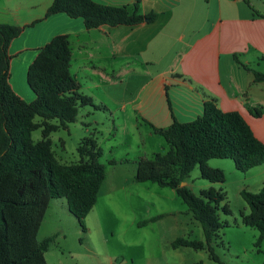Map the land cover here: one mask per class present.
Instances as JSON below:
<instances>
[{
    "label": "trees",
    "instance_id": "obj_1",
    "mask_svg": "<svg viewBox=\"0 0 264 264\" xmlns=\"http://www.w3.org/2000/svg\"><path fill=\"white\" fill-rule=\"evenodd\" d=\"M138 5L139 0L136 9ZM57 14L81 18L87 30L134 27L156 20L154 13L141 15L126 6L92 0H54L47 17ZM23 31L22 27L0 25V264H48L45 254L55 237L42 242L38 237L51 201L66 200L70 213L86 233L85 220L96 206L106 179V166L100 162L103 150L95 137L80 142L78 163L64 164L53 150L51 135L76 123L81 108L101 107L81 92L71 74L72 48L66 35L54 37L29 67L27 81L35 101L27 103L16 94L10 84L9 48ZM255 77L263 80L264 74L255 72ZM253 113L256 117L262 114L258 109ZM152 128L164 138L169 150L150 160H139L136 181L173 189L201 224L204 241L178 238L171 244L173 249L207 250L212 260L224 264L213 243L220 230L229 226L219 215L220 210L231 214L226 194L211 187L196 195L182 184L197 167L202 179L225 183L223 170L208 165L212 159L232 160L244 173L263 166L264 143L240 114L222 112L212 99L205 102L203 115L193 122L174 121L167 129ZM37 130L42 131V139L36 142L32 134ZM109 164L118 162L111 160ZM241 195L250 209L248 215H242V223L259 231V246L264 240V187L258 193L243 190ZM160 218L143 221L139 226Z\"/></svg>",
    "mask_w": 264,
    "mask_h": 264
},
{
    "label": "crops",
    "instance_id": "obj_2",
    "mask_svg": "<svg viewBox=\"0 0 264 264\" xmlns=\"http://www.w3.org/2000/svg\"><path fill=\"white\" fill-rule=\"evenodd\" d=\"M92 1L126 6L141 15L154 13L156 20L134 27L87 30L81 18L66 14L47 17L54 0H0V25L24 28L9 48L10 84L23 100L32 103L36 99L27 75L39 51L54 37L66 35L72 48L71 74L81 90L80 77L87 64L78 61L90 46L98 52L96 59L92 57L98 65L92 66L94 71L107 73V65L120 81L135 75L137 69L148 76V81L139 87L137 101L119 107L126 116L130 106L131 114L147 122L150 141L160 144L155 137L160 135L152 127L167 129L174 121L193 122L203 115L205 102L212 99L222 112L240 114L264 143V79L255 77V72L264 74V12L255 10L251 0H139L137 9L138 0ZM103 53V59L108 60L105 63ZM172 54L173 62L168 68L152 72L153 65H163ZM108 75L105 78L112 82ZM92 86L103 87L99 83ZM255 109L262 112L260 117L254 115ZM137 123L133 124L136 130ZM154 151L153 156L157 154ZM125 159H111L118 164H108L97 204L87 217L96 214L101 200L113 201L119 190L126 192L138 186L148 190L135 178L138 161L148 157L140 155L129 176L122 172L127 167ZM139 200L148 202L146 196H139ZM60 202L69 210L66 200ZM123 217L127 219L126 214Z\"/></svg>",
    "mask_w": 264,
    "mask_h": 264
},
{
    "label": "rangeland",
    "instance_id": "obj_3",
    "mask_svg": "<svg viewBox=\"0 0 264 264\" xmlns=\"http://www.w3.org/2000/svg\"><path fill=\"white\" fill-rule=\"evenodd\" d=\"M250 5L255 6L258 12H264V0H251ZM97 54L90 46L84 50L78 63L87 64L80 77L83 86L81 92L92 97L94 105L101 108H81L76 123L71 124L68 130L51 135L53 150L64 164L78 163L80 142L93 136L104 153L100 162L108 168V160L126 158L127 167L122 172L129 176L134 161L140 155L150 160L153 150L165 154L169 146L161 136H155L160 144L150 141L146 135L147 122L131 114L130 106L126 116L119 107L123 103L137 101L139 87L148 81V76H143V71L137 69L135 75L120 81L107 65H104L108 68L107 73L94 71L92 66L98 65L92 57H98ZM104 57L105 53L101 58ZM173 58L174 55L170 56L161 66L153 65L152 72L162 67L168 68ZM106 74H109L112 82L105 78ZM96 83L103 87H93ZM135 119L138 121V130L133 125L137 122ZM32 138L36 142L41 140L42 131H35ZM208 165L223 170L225 183L212 184L202 179L198 167L184 183L196 195L213 187L222 190L227 196L226 203L231 214L226 215L220 210L219 215L221 221L228 222L229 226L218 233L213 243L215 253L224 264H264V240L259 246L256 245L259 231L242 223V215H248L250 209L241 195L243 190L258 193L264 187V165L246 173L238 171L229 159H212ZM138 185H145L148 190H144L143 186L126 192L119 190L113 201L101 200L96 214H91L85 220L86 233L60 200H52L38 237L40 242L55 237L45 254L48 264H218L211 259L207 250L172 248V242L178 238L204 241L201 224L194 219L188 206L173 189L162 188L152 182ZM124 196L129 200H124ZM139 196H146L148 202L139 200ZM124 214L127 219L123 217ZM158 216L162 218L145 227L139 226V223Z\"/></svg>",
    "mask_w": 264,
    "mask_h": 264
},
{
    "label": "water",
    "instance_id": "obj_4",
    "mask_svg": "<svg viewBox=\"0 0 264 264\" xmlns=\"http://www.w3.org/2000/svg\"><path fill=\"white\" fill-rule=\"evenodd\" d=\"M183 186L185 185V183L182 184Z\"/></svg>",
    "mask_w": 264,
    "mask_h": 264
}]
</instances>
